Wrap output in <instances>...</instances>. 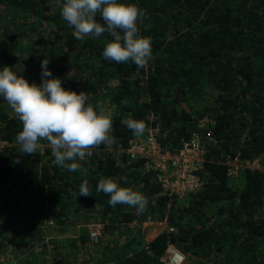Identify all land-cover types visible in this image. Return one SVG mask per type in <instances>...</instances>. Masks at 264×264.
<instances>
[{"label": "trees", "instance_id": "obj_1", "mask_svg": "<svg viewBox=\"0 0 264 264\" xmlns=\"http://www.w3.org/2000/svg\"><path fill=\"white\" fill-rule=\"evenodd\" d=\"M122 2L146 10L138 26L152 38L147 69L105 60L103 48L112 39L107 33L77 40L58 0H0V70L29 61L33 34L64 46L48 78L60 77L65 89L85 91L89 103L110 110L116 139L69 172L53 163L46 142L35 154L20 153L15 138L22 123L0 97V140L14 143L0 151V213L13 227L0 223V238L16 253L15 264H162L168 241L185 253L187 264H264V171L232 177L216 162L235 148L247 158L264 155V0ZM41 73L36 70L32 82L42 83ZM129 115L159 124L160 144L172 152L193 133L202 136L209 160L200 194L168 196L155 173L143 169L144 159L125 153L133 133L121 121ZM107 176L142 192L147 210L110 206V196L96 192ZM84 179L92 195L76 198ZM133 221L137 228L125 241L106 237ZM160 221L175 231L149 237ZM80 222L101 225L98 243L86 226L73 240L45 241L50 226L60 233Z\"/></svg>", "mask_w": 264, "mask_h": 264}, {"label": "clouds", "instance_id": "obj_2", "mask_svg": "<svg viewBox=\"0 0 264 264\" xmlns=\"http://www.w3.org/2000/svg\"><path fill=\"white\" fill-rule=\"evenodd\" d=\"M63 19L73 29L77 40L85 37L99 38L109 34L112 38L103 48L105 60L134 64L137 69H147L153 58L152 38L141 34L138 26L146 16V10L135 3L122 0H58ZM100 16V20L97 16ZM102 21V22H101ZM49 59L41 63L42 83H30L16 66H4L0 70V97H2L22 123L15 141L21 154L32 155L46 142L51 149L53 163L69 172L81 169L86 157L101 145L116 142L111 135L113 118L110 110L100 102H88L85 91L65 89L60 77L52 76ZM136 137L143 136L146 124L129 115L121 121ZM87 171L86 169L84 170ZM120 179L127 184L126 177ZM96 192L110 196L109 204L135 208L140 214L147 210L146 196L130 186H121L117 179L102 177ZM78 196H91L89 180L84 179ZM94 223V222H93Z\"/></svg>", "mask_w": 264, "mask_h": 264}, {"label": "built area", "instance_id": "obj_3", "mask_svg": "<svg viewBox=\"0 0 264 264\" xmlns=\"http://www.w3.org/2000/svg\"><path fill=\"white\" fill-rule=\"evenodd\" d=\"M159 124L146 123V131L143 136L132 135L125 153L131 158L142 157L144 159L143 169L153 171L157 182L168 196L185 197L188 195L200 194L205 186L206 179L201 175L204 164L208 159V146L199 133H193L182 146L175 152L164 148L159 141ZM209 144L215 146L217 139L208 137ZM6 140H0V151L4 146H10ZM216 162L225 165L227 175L238 177L245 171H264V155L247 158L242 156L240 149H229L222 151ZM262 209H264V196L261 199ZM163 230L175 231L174 227H169L166 221ZM137 223L133 221L132 224ZM145 224V223H144ZM88 236L93 243H98L102 235L99 223L87 224ZM146 247V246H145ZM147 248V247H146ZM186 255L176 245L168 241L164 253L160 256L162 264H183Z\"/></svg>", "mask_w": 264, "mask_h": 264}, {"label": "rangeland", "instance_id": "obj_4", "mask_svg": "<svg viewBox=\"0 0 264 264\" xmlns=\"http://www.w3.org/2000/svg\"><path fill=\"white\" fill-rule=\"evenodd\" d=\"M31 37H32V39L29 41V43L27 45L30 48V50H32L31 58L29 59L28 62L18 61L16 63V65L19 69H21V70L23 69L22 72L19 74L24 75L25 78H27L30 83H32L33 75H34L35 71L38 69H42L41 63L45 58L49 59L48 67H50V65H51V67L53 68L54 66L57 65V63L59 61L57 59V57L59 58L60 55H63V53L65 52V50L59 49V48L64 49L65 48L64 46L55 47L54 45H52L50 43H45L44 42V39H45L44 36L40 37L42 40H39V37L35 36L34 34L31 35ZM33 37H36V38H33ZM53 46L55 47L56 52L53 51L54 50ZM58 50H60V51L58 52ZM0 206H1V203H0ZM4 222L7 223V225L10 228H13V227H11L10 223L7 221L6 214L0 213V223H4ZM52 226L45 229V233L47 234L46 237L56 235V236H59V239H64L65 237H70L71 234L79 232V231L81 232L84 229V225H82V223H77V224H71V225L66 226L64 232L62 231L59 233L58 230L52 228ZM136 228H137V226L133 225L132 223H131V225H124V226L118 228L117 230H115V232L117 231V233H119L118 236L116 235V237H114L113 236L114 234L109 233L106 237L108 239L114 238L116 242L121 243V242L125 241L129 236H132L134 234V230ZM150 231H152V232H151V234L149 233V237L152 235V233H154L153 228ZM56 232H58V233H56ZM61 234H63V235L61 236ZM64 234H66V236H64ZM3 241H4V237H1L0 238V264H15L16 263V260H15V254L16 253H13V252L9 253V250L8 251L6 250L7 247H9V246L7 243H5ZM187 263H188V261L186 262V259H185V262L183 264H187ZM211 264H212V262H211Z\"/></svg>", "mask_w": 264, "mask_h": 264}, {"label": "crops", "instance_id": "obj_5", "mask_svg": "<svg viewBox=\"0 0 264 264\" xmlns=\"http://www.w3.org/2000/svg\"><path fill=\"white\" fill-rule=\"evenodd\" d=\"M80 223H82V222H80ZM91 223H93V222H91ZM75 224H77V223H75ZM87 224H90V223H85V224H82V225H84V227L86 226L87 227ZM164 228V223H162V222H155L154 224H153V230H154V233H152V235L151 236H153V235H157L158 233H159V231L160 230H162ZM152 232V231H151ZM151 232H150V234H151ZM56 233H58V232H56ZM79 233H80V231L79 232H76V233H73V234H71L70 235V237H65L64 239H59V236H49V237H45V241H47V240H53V239H56V240H60L62 243L63 242H67V241H70V240H73V239H75L76 237H78V235H79ZM63 234H61V236H62ZM64 236H66V234H64ZM130 237V236H129ZM66 239V240H65ZM65 240V241H64ZM49 246H51V244L49 243ZM7 251L9 250V252H10V249L7 247V249H6ZM49 250V249H48ZM50 256V255H49Z\"/></svg>", "mask_w": 264, "mask_h": 264}]
</instances>
